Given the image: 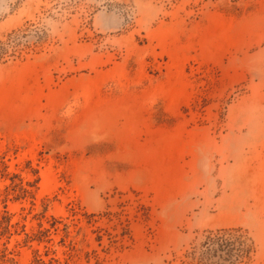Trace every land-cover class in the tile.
<instances>
[{"label":"rangeland","instance_id":"374dc122","mask_svg":"<svg viewBox=\"0 0 264 264\" xmlns=\"http://www.w3.org/2000/svg\"><path fill=\"white\" fill-rule=\"evenodd\" d=\"M0 264H264V0H0Z\"/></svg>","mask_w":264,"mask_h":264},{"label":"bare ground","instance_id":"6f19581e","mask_svg":"<svg viewBox=\"0 0 264 264\" xmlns=\"http://www.w3.org/2000/svg\"><path fill=\"white\" fill-rule=\"evenodd\" d=\"M54 182V181H53ZM54 184V183H53ZM55 186V185H54ZM50 187V186H49ZM50 189V188H49ZM49 191V190H48ZM50 192V191H49Z\"/></svg>","mask_w":264,"mask_h":264}]
</instances>
